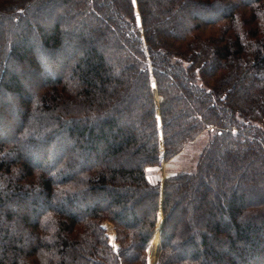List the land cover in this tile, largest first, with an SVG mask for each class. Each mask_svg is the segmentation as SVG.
Instances as JSON below:
<instances>
[{
	"label": "trees",
	"instance_id": "obj_1",
	"mask_svg": "<svg viewBox=\"0 0 264 264\" xmlns=\"http://www.w3.org/2000/svg\"><path fill=\"white\" fill-rule=\"evenodd\" d=\"M161 130L209 135L162 191ZM159 210L156 264H264V0H0V264H148Z\"/></svg>",
	"mask_w": 264,
	"mask_h": 264
},
{
	"label": "rangeland",
	"instance_id": "obj_2",
	"mask_svg": "<svg viewBox=\"0 0 264 264\" xmlns=\"http://www.w3.org/2000/svg\"><path fill=\"white\" fill-rule=\"evenodd\" d=\"M134 5L136 6V0H133ZM138 13V10L136 11ZM138 19V18H137ZM152 82H154V79L152 78ZM155 84V83H154ZM153 98L155 102L156 112L158 115V124L161 128V120H160V103L163 99L162 95L158 93L156 90V87L154 88ZM197 139L194 140V143L189 142L187 143L183 149H181L180 152H178L176 155H174L172 158L165 160L164 157V150H163V135L162 130L159 132V145H160V164L157 169L152 173L151 179L157 180L159 183V187L162 191L163 189V181L165 177L169 174H173L180 171H194L196 162L198 159V156L202 150V146L207 142L209 135L207 132H201L197 137ZM163 152V153H162ZM163 222V214L162 211L159 210L158 213V219H157V225L156 230L154 232V235L149 243L148 249H147V261L148 264H156L158 261V257L161 253V244H160V229ZM103 226L106 230V235L108 237L109 243L113 247L115 251H118L119 244L116 241V230L114 225L109 222L108 220L103 221ZM158 241L159 249L157 253H152L150 250L153 242ZM154 252V251H153Z\"/></svg>",
	"mask_w": 264,
	"mask_h": 264
},
{
	"label": "water",
	"instance_id": "obj_3",
	"mask_svg": "<svg viewBox=\"0 0 264 264\" xmlns=\"http://www.w3.org/2000/svg\"><path fill=\"white\" fill-rule=\"evenodd\" d=\"M136 16H137V18H138V22H139V24H140V16H139V13L136 12ZM153 87L155 88V84H154V82H153ZM162 153H163V152H162Z\"/></svg>",
	"mask_w": 264,
	"mask_h": 264
}]
</instances>
